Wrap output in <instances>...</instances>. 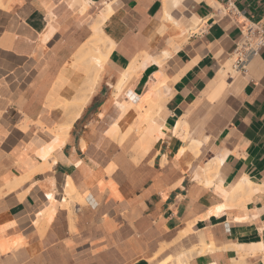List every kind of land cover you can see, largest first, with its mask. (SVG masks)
Returning <instances> with one entry per match:
<instances>
[{"label": "crops", "instance_id": "1", "mask_svg": "<svg viewBox=\"0 0 264 264\" xmlns=\"http://www.w3.org/2000/svg\"><path fill=\"white\" fill-rule=\"evenodd\" d=\"M107 7L112 50L45 162L63 119L49 94L66 68L73 79L72 59ZM248 23L264 28V0H0V264H264V49L246 71L220 75ZM159 79L151 117L163 137L134 160L137 133L121 146L107 135L115 103L137 105ZM147 107L121 119V134ZM179 122L180 136L206 140L200 154L173 133ZM67 177L72 212L60 205ZM243 181L252 188L231 197ZM254 244L262 251L239 249Z\"/></svg>", "mask_w": 264, "mask_h": 264}, {"label": "bare ground", "instance_id": "2", "mask_svg": "<svg viewBox=\"0 0 264 264\" xmlns=\"http://www.w3.org/2000/svg\"><path fill=\"white\" fill-rule=\"evenodd\" d=\"M167 2L169 6L174 7L180 3V0H167ZM85 5L87 6L88 3H85ZM110 13H111V10L109 7H107L105 11L98 14L93 20L91 24L92 34L90 36L89 42L82 49H80L74 55L72 59V67L70 71H72L74 74L73 79L71 81L70 80L66 81V78H68L69 73H70L69 69L66 68L61 74V78L58 79L56 86L49 94V108L51 109L53 107L57 109L63 115V119L60 123L55 124V126L50 129L52 142L50 143L48 147L42 150V153H41L42 155L39 153L41 159H44L45 162L50 157V152H52L51 151L52 149L61 147L63 145V143L65 142L69 134L70 129L74 125V122L81 116L82 111L84 110L88 102L90 101L95 91L103 65L106 59L108 58L112 50V46H113L111 40L102 31V28H103L102 26L105 20L108 18ZM166 21L167 20L165 19L164 23H166ZM168 23L170 22L168 21ZM244 32L246 33V31ZM233 63H232V66H230V69L231 67L233 68ZM229 71L230 70L228 66L225 65L224 70L220 74L221 77H225ZM63 82L65 85L62 84ZM57 85H59V87H57ZM165 86H166V82L165 81L161 82V80H160V83L154 84L153 87L149 89V91L143 96V98L140 99L137 105H134V103L131 101L126 102V103L124 102L115 103L116 107L118 108L120 112V116H119V119L112 122V127L107 132V134L110 136L115 135L117 131L121 130V124H122L121 119H124L125 117L135 118L134 115L137 109L142 110L143 105L148 106L145 109L146 111L145 110L143 112L141 111L142 112L141 114L143 116L141 115L138 117L139 120L142 117H144L143 120L141 119L142 121L140 122V125H138V127L135 128L133 131L129 129L127 134L126 133L123 134V138L124 137L126 138V135H129L131 133L138 134L137 141L136 143L133 144V147L135 148L138 154V158H143L146 154H148L152 146L159 139L163 137L160 126L157 123H155V121L151 117V111L153 109L152 105H153L154 98L155 97L160 98L162 96L161 89ZM122 87H123V81L121 80L115 87V92H114L115 97L119 96V94L122 91ZM184 126L187 128L185 123L179 122L173 133L176 135H179L178 133H180V130H182ZM186 131L188 130L186 129ZM190 135L188 132L185 134L184 137L182 135L181 136L179 135V137L185 143H187L188 141V145H186V147L195 149L196 152L200 154V151L202 150V148H204L206 140L205 139L201 140L197 138L196 136H190ZM54 163L55 161L52 162V164ZM209 172L210 170L208 169L207 173L209 174ZM17 185L18 183L14 184L13 186L15 187ZM251 188H252V184L250 182L243 181L234 188V190L231 193V197L243 196L246 193V191H248V189H251ZM63 194H64V197H62L63 199L60 202L61 204L63 203L62 205H65L66 203H68V200L70 198L79 200V196L73 186L71 178L69 177L66 178V181L64 183V193ZM222 208L223 207L221 206V207L216 208L215 210L219 211ZM54 211H55L54 206L50 205V207L46 209L43 213H40V214L37 213L38 214L37 222H40L42 218H46L47 223H49L52 220L53 214L55 213ZM244 247H241L239 249H242V251L244 249H248L249 251H252L253 253L262 251L263 249L261 245L256 246L255 244L247 248H244ZM182 260H183L182 257H178L176 259V264H182Z\"/></svg>", "mask_w": 264, "mask_h": 264}, {"label": "built area", "instance_id": "3", "mask_svg": "<svg viewBox=\"0 0 264 264\" xmlns=\"http://www.w3.org/2000/svg\"><path fill=\"white\" fill-rule=\"evenodd\" d=\"M225 11L234 12L232 5L227 4ZM261 49H264V28L253 23L246 24L242 29V40L236 50L235 55L237 56L233 63V68L239 72L246 71L248 61L255 57Z\"/></svg>", "mask_w": 264, "mask_h": 264}, {"label": "rangeland", "instance_id": "4", "mask_svg": "<svg viewBox=\"0 0 264 264\" xmlns=\"http://www.w3.org/2000/svg\"><path fill=\"white\" fill-rule=\"evenodd\" d=\"M90 39V38H89ZM89 42V40L83 45V47L87 44ZM82 47V48H83ZM82 48H80V49H82ZM79 49V50H80ZM236 58V57H235ZM234 61H231V62H229L228 64H227V66H228V68H229V70H231L230 69V66H231V64L233 63ZM71 67H72V64H71ZM161 99H162V96L160 97V98H158V97H155L154 98V100H153V105L155 104V103H159L160 101H161ZM152 105V106H153ZM157 108V107H156ZM111 127H112V125L110 126V129H111ZM109 129V130H110ZM114 132V131H113ZM108 135V134H107ZM110 136V135H109ZM113 140H115L120 146L121 145H123L124 144V142H125V140H126V138L124 137L123 138V134H121V130L120 131H117V133L115 134V135H113V136H110ZM131 154L134 156V160H137V159H141V158H138V154H137V152H136V150H135V148L132 146V148H131ZM56 203V202H55ZM76 203H79V200H77V199H74V198H70L69 200H68V203H66L65 205H62V204H60L61 206H62V208H66V209H68L70 212H72V211H74L73 210V206H75L76 205ZM58 204V203H57ZM46 225H47V222H46V218H42L41 219V222H37V218H36V221H35V223H34V226H36V227H40L39 229H40V231H43L44 230V228L46 227Z\"/></svg>", "mask_w": 264, "mask_h": 264}]
</instances>
